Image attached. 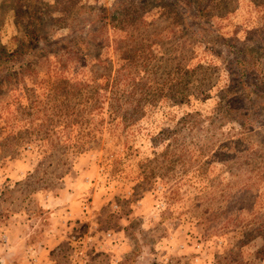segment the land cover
Instances as JSON below:
<instances>
[{
	"label": "rangeland",
	"instance_id": "1",
	"mask_svg": "<svg viewBox=\"0 0 264 264\" xmlns=\"http://www.w3.org/2000/svg\"><path fill=\"white\" fill-rule=\"evenodd\" d=\"M26 252L264 264V0H0V264Z\"/></svg>",
	"mask_w": 264,
	"mask_h": 264
},
{
	"label": "crops",
	"instance_id": "2",
	"mask_svg": "<svg viewBox=\"0 0 264 264\" xmlns=\"http://www.w3.org/2000/svg\"><path fill=\"white\" fill-rule=\"evenodd\" d=\"M37 254H39V256L43 255V259H45L44 261H46L47 264H55L57 261H55V259H53L54 258L53 256L54 255L57 256V255H60V254H64V252H41V253H38V252H26L25 253V260L26 261L24 260L20 264H43V260L39 259L37 257ZM56 264H58V263H56ZM67 264H71V263L68 262Z\"/></svg>",
	"mask_w": 264,
	"mask_h": 264
},
{
	"label": "trees",
	"instance_id": "3",
	"mask_svg": "<svg viewBox=\"0 0 264 264\" xmlns=\"http://www.w3.org/2000/svg\"><path fill=\"white\" fill-rule=\"evenodd\" d=\"M16 13L18 14V11H16ZM32 19H33V20H36V21H40V22L43 21L40 17H35L34 15L32 16ZM32 24H33V23H32ZM37 27H39V25L36 24V27H35L34 29L31 28V30H27L26 35L29 36V37H27L26 40L23 41V42L26 43V45H27V43H29V42L31 43V40H32V39H35V43H37V42H39V41L42 40V36L38 35V33H39L41 30H40V28H37ZM35 43H34V44H35ZM31 44L33 45V43H31ZM26 45H25V47H26ZM23 46H24V44H23ZM225 92H226V91H225ZM228 92H229V91L227 90L226 94H227Z\"/></svg>",
	"mask_w": 264,
	"mask_h": 264
}]
</instances>
